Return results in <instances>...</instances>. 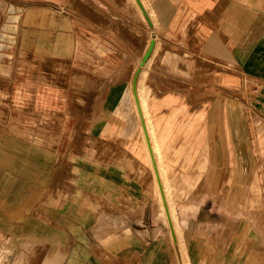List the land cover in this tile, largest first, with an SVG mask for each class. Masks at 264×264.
I'll return each mask as SVG.
<instances>
[{"label": "crops", "instance_id": "1", "mask_svg": "<svg viewBox=\"0 0 264 264\" xmlns=\"http://www.w3.org/2000/svg\"><path fill=\"white\" fill-rule=\"evenodd\" d=\"M144 6L152 20L149 43L140 16L141 24L125 21L121 27L103 34L62 12L57 13L60 21L52 26L47 22L45 26L42 14L36 15L37 8L24 11V20L29 23L24 22L27 77L35 82L48 65L55 63L61 70L58 75H73L75 92L74 97L67 96L68 115L58 124L61 150L53 148V136L45 137L38 151L46 157V166L38 168L32 180L9 178L11 189L0 195V225L4 242L10 243V249L5 251L7 264H177L172 256V237L166 234L168 231L171 235L170 223L166 214L164 220L161 217L150 150L147 147V153L146 145L134 139V112L140 127L142 124L133 84L128 90L131 71L138 69L152 41L154 59L148 72L151 79L157 70L192 73L194 68L201 67L199 81L195 82L194 76L192 80L185 79L187 89L201 92L197 101H181L182 94L177 86L173 89L171 85L162 86L163 94L157 95L160 86L151 83L153 94L147 106L158 138L166 139L162 148L169 155L167 162L184 161L186 121L193 112L197 113L199 124L192 131L194 135L205 136V151L210 153L208 167L225 168V183L233 181L228 168L241 167L243 223L241 229L235 225L222 229L242 230L243 251L235 252L232 262L264 264V259L257 261L259 256L264 257V252L258 251L259 246H264V205L246 208L249 189L246 198L244 189V183L248 186L249 181H256L260 171L264 180V15L239 16L235 12L236 16L235 7L231 8V17L236 16L241 25L237 36L251 37L255 31V40L242 51L248 54L241 66L249 81L235 86L240 88L237 95H229L227 89L232 88L227 86L226 76L218 70V75L212 78L210 69L225 66L220 57L224 54L223 18L221 14L217 16V6L210 13V18L215 19L216 45L211 52L203 1L151 0L153 16L146 3ZM75 11L99 28L108 27L106 18L98 13ZM32 13L38 25L33 26ZM249 21L255 22L253 30L247 28H251ZM48 34L52 42L54 38L57 41L56 52L52 43L44 39ZM139 75L137 90L142 83ZM68 76L65 78L70 79ZM186 111L188 119L183 115ZM48 127L52 129L51 125ZM192 131L186 136L192 135ZM35 151L38 152L37 148ZM57 152L63 165L53 173L55 164L51 163ZM242 167H246V173ZM247 169L251 171L249 177ZM195 195L192 193L185 200L200 201L201 197ZM195 205L196 202L186 214L194 212L196 218L200 210ZM188 221L186 231L190 234L207 231L208 226L190 225ZM201 243L202 248L230 246L223 238L204 239Z\"/></svg>", "mask_w": 264, "mask_h": 264}, {"label": "rangeland", "instance_id": "2", "mask_svg": "<svg viewBox=\"0 0 264 264\" xmlns=\"http://www.w3.org/2000/svg\"><path fill=\"white\" fill-rule=\"evenodd\" d=\"M201 1H203L207 14L210 52L213 51L211 50L213 46L216 47L213 36L215 26L213 21L215 19L210 18V13L214 11L215 6H217V16L221 14L223 18L224 54L220 55V57L224 59L221 64L225 66L210 67L212 78L218 75L219 70L220 73L226 76L227 86L232 88L227 89L229 95H237L236 93L240 92L238 90L240 88L235 89V86L249 81L247 77L245 79L246 74L241 66L248 54L242 53V51L245 47L249 48V45H253L255 31L251 33V37L246 35L244 37L242 34L241 36L243 37H238V28L241 25L237 22L235 12H238L239 16L247 13L262 16L264 15V0ZM143 2L146 3L151 16H153L151 0H143ZM220 2L222 4L221 12ZM233 7H235V18L231 17V8ZM29 8L32 11L37 8L36 15L39 17L42 14L45 26L48 24L47 22L51 23L50 25L52 26L55 25L56 21H60L57 13L62 12L69 17L78 18L86 26L98 30L103 34H107L110 29L114 31L121 27L125 21L128 24H135L136 22L141 24L138 20L140 16L144 20L141 25L148 43L152 36V24L147 20L145 14L141 13L135 0H0V195L2 192L11 189L12 181L9 178L16 177L32 180V174L38 168L46 166V157L42 156L40 151H38L45 137L53 136V148H57L58 151L61 150V138L57 140L60 134L58 124L64 116L68 115L66 110L69 109V103L65 107L67 96L70 99L74 97L73 94L75 92V79L72 77L73 75H58L57 72L61 70L58 69L59 66L55 65V63L52 66L48 65L43 72V76H39L40 79H36L35 82L32 77H27L28 72L24 53V22L27 21L28 23V20H24V11ZM75 10L98 13L97 15L106 18L108 27L99 28L93 22H87ZM52 12H55V14ZM31 22L33 26L36 23L37 25L39 24L38 19L33 13L31 15ZM254 23V21H249L248 24L251 25V28H247L253 30ZM245 25H247L246 22ZM66 27L67 23H64V28ZM47 36L48 38H44L45 41L52 43V50L56 52L55 46L57 41L54 38L52 42L50 35L48 34ZM64 41L67 51L68 42L66 39ZM220 46L221 44H219ZM153 59L152 55H150L147 63L143 67L139 63L136 69L141 67L143 79L139 90L145 100L146 112H148V119L150 120L149 123L155 136L154 143L158 148L164 183L168 187V196L178 228V238L180 241L177 243L171 238L168 231L166 233L172 239V256L177 264H233L235 252L239 254V251L241 253L243 251L242 243L244 237L242 236V230L229 232L222 229L233 225L241 229L243 223L241 215L242 201L240 197L242 183L239 182L241 167L228 168V174H231L229 176L233 180L228 183L223 182L225 168L221 166L208 167L207 163L210 162L208 159L210 153L208 154L205 151L207 148L205 136L200 134L194 135L193 132L195 133V131H192L195 124H199L198 114L194 112L191 118L189 117L190 122L186 121V128H183L184 132L188 134L192 131V135L186 136L188 135L186 134L183 138L184 144L187 147L183 151L184 163L178 161L174 164L169 163L171 161L167 162L166 157L169 155L162 148V144L166 139L158 138L154 124L151 121V112L147 106V101L149 102L153 94L151 83H156L160 86V91L155 92L157 95L163 94L162 86L171 85L173 89L177 86L179 93L182 94L181 101L188 103L189 99L191 102L197 101L201 92L187 89L185 87V79L189 78L192 80L194 76L195 82L199 81L200 76L198 72L201 67L194 68L192 73H185V71L177 73L176 70H173L171 73L169 69L157 70L153 73V79H151L148 72L149 67L153 65ZM211 61H213L212 57ZM134 74L135 71H131L128 90L131 88ZM67 76L71 78L66 79L65 77ZM177 78L179 83H177ZM213 91L214 89H212ZM190 107L193 108V104ZM133 111H136V108ZM183 115H186V119H188V111L183 113ZM133 116L134 139L139 140V144L142 141L145 145L143 130L139 125L140 122H137L139 121L137 112H134ZM135 117H137V120H135ZM74 118H76V114H74ZM49 125L52 126V129L48 127ZM36 148L38 152L35 151ZM58 155L59 153L57 152L54 163H51L55 164L52 170L53 173L58 170V167L63 165V161L58 160ZM262 155H264V151ZM242 172L246 173V167H242ZM260 173L256 174V181H249L248 186L247 183H244L245 198L249 189L246 208H250L251 210L258 208L259 205H264V180ZM247 174L248 177L251 174L249 169H247ZM188 191L189 193L186 194ZM192 193H196L195 196L201 197L200 201H195V208L200 210L196 218L193 217L194 212L190 213L189 211L186 214L190 206L195 203L194 200H185L191 197ZM157 195L159 197L158 189ZM176 198H184L185 201L181 202ZM160 212L162 220H164L165 213L163 212V208L160 209ZM250 216L252 217V214ZM187 221L190 225H195V223L206 225L208 226L207 231L197 235L190 234L186 231ZM1 223L2 214L0 212ZM3 235V227L0 225V264H7L5 251L6 249H10V243L8 240L4 242ZM222 238L226 239V243L230 245L229 247H201V241L204 239H215L218 241ZM238 242L239 246H237ZM216 244L218 245L219 242ZM258 251L264 252V246H259ZM230 253L234 254L230 256ZM227 256L229 258L225 259ZM241 256V261H243V254ZM262 259L264 257L259 256L257 261L259 262Z\"/></svg>", "mask_w": 264, "mask_h": 264}, {"label": "water", "instance_id": "3", "mask_svg": "<svg viewBox=\"0 0 264 264\" xmlns=\"http://www.w3.org/2000/svg\"><path fill=\"white\" fill-rule=\"evenodd\" d=\"M137 2H139L140 6L142 8V11L144 12L147 20H149V22L152 24V20L150 19V16L148 15V12H147L144 4L140 0H137ZM154 44H155V42L152 41L150 46H149V48H148V50L145 52L144 59L141 62V67H143L145 65L146 61L150 58L149 56L152 53V50L154 48ZM141 67H138V69L135 71V74H134V78H133V82H132V84H133L132 85L133 94H135V98H136V101H137V107L139 109L140 117H141V121H142V126H143V129L145 130V134H146L147 145H148V148L150 150L153 166L155 167L158 184L160 185L162 200H163V203L165 204L166 217H167V219H168V221L170 223L171 234H172V237H173L175 243H177L178 239L176 237L174 221H172V218H171L170 206H169V203H168L167 198H166L164 185L162 184V181H161V176H160V172H159V166H157L156 156H155V153H154V148H152V143H151L149 130L147 129L146 120H145V117H144V113L142 112V109H141L140 98H139V94H138V90H137L138 79H139V76H140L139 74L141 73Z\"/></svg>", "mask_w": 264, "mask_h": 264}, {"label": "bare ground", "instance_id": "4", "mask_svg": "<svg viewBox=\"0 0 264 264\" xmlns=\"http://www.w3.org/2000/svg\"><path fill=\"white\" fill-rule=\"evenodd\" d=\"M144 5L145 3L140 0ZM135 2H137V0H135ZM137 4L140 6L139 2H137ZM141 7V6H140ZM142 9V8H141ZM148 61V60H147ZM146 61V62H147ZM145 76V75H144ZM142 77L140 78V82L142 81ZM138 94H139V98H140V103H141V109H142V112L144 113V117H145V120H146V124H147V129L149 130V134H150V138H151V143H152V148H154V153H155V156H156V162H157V166H159V172H160V176H161V181H162V184L164 185V189H165V194H166V198H167V201L169 203V206H170V213H171V218H172V221H174V226H175V231H176V237L178 239V242L180 241V239L178 238V228H177V225H176V221H175V215L173 213V210H172V204L170 203V198L168 196V187L166 186V184L164 183V179H163V173H162V169H161V166H160V162H159V155H158V148L156 146V144L154 143V133H153V130L151 129V125H150V120L148 119V112H146V104H145V100L143 99L142 95L140 94V90H139V86H138ZM135 95V94H134ZM136 104H137V101H136ZM138 112H139V109L138 107H136ZM140 114V112H139ZM141 124H142V121H141ZM142 127V130H143V134H144V139H145V148L148 147L147 145V139H146V134H145V130L143 129V126ZM159 140V139H158ZM148 150V148H147ZM149 153V150L148 152ZM163 155V154H162ZM151 156V154H150ZM149 157V155H148ZM151 167H153V174H154V180H155V185H157V189H158V193H159V197H160V203L162 204V208H163V212L166 214V211H165V204L163 203V200H162V195H161V190H160V185L158 184V180H157V175H156V171H155V167L153 166V163H152V158H151ZM235 177V176H234ZM237 177V176H236ZM165 219V218H164ZM169 224V223H168ZM171 237H172V234H171ZM173 238V237H172ZM184 264V263H183Z\"/></svg>", "mask_w": 264, "mask_h": 264}]
</instances>
